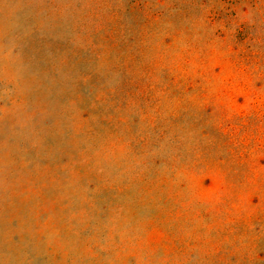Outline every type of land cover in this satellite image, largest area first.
Instances as JSON below:
<instances>
[{"label": "rangeland", "instance_id": "1", "mask_svg": "<svg viewBox=\"0 0 264 264\" xmlns=\"http://www.w3.org/2000/svg\"><path fill=\"white\" fill-rule=\"evenodd\" d=\"M0 264H264V0H0Z\"/></svg>", "mask_w": 264, "mask_h": 264}]
</instances>
